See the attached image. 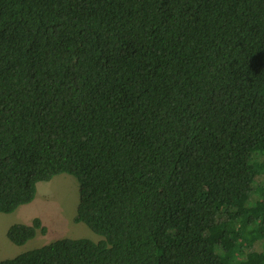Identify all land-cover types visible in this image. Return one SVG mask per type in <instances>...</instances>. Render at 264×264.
Wrapping results in <instances>:
<instances>
[{
    "label": "trees",
    "instance_id": "1",
    "mask_svg": "<svg viewBox=\"0 0 264 264\" xmlns=\"http://www.w3.org/2000/svg\"><path fill=\"white\" fill-rule=\"evenodd\" d=\"M60 173L104 239L0 264H264V0H0V212Z\"/></svg>",
    "mask_w": 264,
    "mask_h": 264
},
{
    "label": "rangeland",
    "instance_id": "2",
    "mask_svg": "<svg viewBox=\"0 0 264 264\" xmlns=\"http://www.w3.org/2000/svg\"><path fill=\"white\" fill-rule=\"evenodd\" d=\"M78 204L79 184L73 175L60 173L49 181L38 182L31 202L20 205L12 213L0 212V260L11 259L61 238L82 237L94 242L104 239L84 222L74 220ZM34 218L41 219L45 232L38 229L35 236L23 245L14 244L7 237L6 232L11 225L31 224Z\"/></svg>",
    "mask_w": 264,
    "mask_h": 264
},
{
    "label": "crops",
    "instance_id": "3",
    "mask_svg": "<svg viewBox=\"0 0 264 264\" xmlns=\"http://www.w3.org/2000/svg\"><path fill=\"white\" fill-rule=\"evenodd\" d=\"M17 210V209H16ZM23 245V244H22Z\"/></svg>",
    "mask_w": 264,
    "mask_h": 264
}]
</instances>
